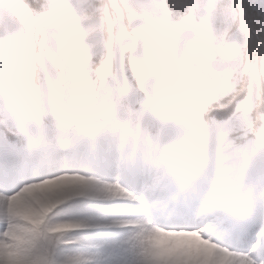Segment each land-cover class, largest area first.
Listing matches in <instances>:
<instances>
[{"label":"snow or ice","instance_id":"6c2138e0","mask_svg":"<svg viewBox=\"0 0 264 264\" xmlns=\"http://www.w3.org/2000/svg\"><path fill=\"white\" fill-rule=\"evenodd\" d=\"M0 264H264V0H0Z\"/></svg>","mask_w":264,"mask_h":264}]
</instances>
